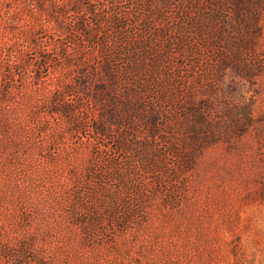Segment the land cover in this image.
Instances as JSON below:
<instances>
[{"label": "rangeland", "instance_id": "374dc122", "mask_svg": "<svg viewBox=\"0 0 264 264\" xmlns=\"http://www.w3.org/2000/svg\"><path fill=\"white\" fill-rule=\"evenodd\" d=\"M41 1L69 8L60 17L69 32L32 0H0V264H264V7L259 31L244 35L234 16L229 28L192 18L198 60L172 55L191 70L185 81L156 64L146 72V59L168 47L160 42L105 95L95 67L136 44L102 51L83 42L78 6ZM179 3L159 14L168 31L188 30ZM224 59L251 77L226 67L215 78ZM129 85L142 113L124 109ZM189 86L209 104L211 126L199 132Z\"/></svg>", "mask_w": 264, "mask_h": 264}, {"label": "trees", "instance_id": "16d2710c", "mask_svg": "<svg viewBox=\"0 0 264 264\" xmlns=\"http://www.w3.org/2000/svg\"><path fill=\"white\" fill-rule=\"evenodd\" d=\"M32 1L35 2L36 8L39 12H46L52 17L57 30L65 33L70 31V25L68 22H62V19L60 18L69 13L68 7L63 5L56 8L55 5H52L45 8V5L41 0ZM63 1L75 4V6H78L82 11L81 16L74 21V25L77 26L81 32H84L83 42L91 41L100 44L102 51L106 50L105 44H130V41H132L131 43L136 44L133 48L128 46V50L119 46L118 52L116 56H114L115 63H113L110 58H107V60L102 62V65L99 68L95 67V75H99L107 80L106 82L108 86H101V88H99L105 95H109L113 91H118L119 84L122 81L125 83L124 76L131 73V71L133 72L132 67L144 63L143 60H139V56L147 53V50H153V46L149 44H157L160 42H165L168 44V47L167 49L161 47L158 48L157 54L155 55L156 58H154L157 62L155 61L153 63L152 60L146 59V72L148 75L154 74L153 65L156 64V66L165 71L170 82L174 79L185 81L186 78L189 77L188 73H191V70H185L186 63L182 61L178 62V60L177 66H174L172 55H179V53H182L186 58L189 57L193 60H198L199 54L197 49L191 47V39L195 34L191 32V30H196V27L199 26L200 22L197 20L193 22L192 18L200 17L202 13L201 17L204 19L208 18L207 21H212V19L217 21L221 20L224 26L229 28V22L232 21L231 17L234 16L242 21L241 31L242 35H244L245 30H257V27L260 26L259 19L264 7V0H208V2L204 0H180L178 6L181 9L182 16L186 17V20L181 23L187 26L188 30L187 32L178 33L177 30L172 32L165 29V20L159 15L161 13L165 14L166 11L171 8V2L173 0ZM204 2H207L213 7L209 10L211 12V17L203 11ZM125 4L127 7L123 8L122 5ZM224 5H227L229 11H224L222 9ZM83 17H85V20ZM107 27L114 33L110 37L105 35L106 33L104 32ZM142 30L145 33H142V35L140 34V36L137 37L136 34L142 32ZM233 33L239 34V32L236 31ZM245 40L248 42V39L245 38ZM132 55H136L135 58H132L133 60L127 58ZM123 60H125V62ZM122 65L125 67L122 68ZM217 65H215L212 70L215 78H218V73L226 67L236 70L240 75L243 74V77L250 76L247 75L250 73V70L243 67L240 62H236L235 60L224 59L218 66ZM180 67H183L184 70L180 69ZM143 72H145V70ZM171 88H173V86ZM192 89L193 88L189 86L187 91L191 101L189 103L191 116H189L193 117L191 125L196 126V131L199 132L211 126V118L207 109L209 104L205 96L192 98ZM67 90L68 92H73L74 90L78 91L79 88L68 87ZM125 95L127 96V99H125L126 102L124 103V109L141 111V113L144 111L138 107L143 106L144 102L141 98L140 92L135 86L129 85L125 90ZM151 113H153L154 116L151 115L150 118L147 117L146 123L150 135L154 136L159 131L156 115L160 116V112L153 108ZM103 125H105V123H102V126H99L96 130L99 135L107 136V131L104 130ZM19 257L20 256H17L16 259Z\"/></svg>", "mask_w": 264, "mask_h": 264}]
</instances>
